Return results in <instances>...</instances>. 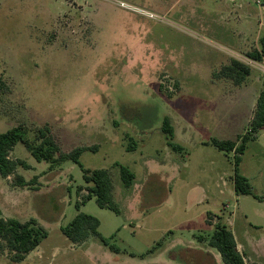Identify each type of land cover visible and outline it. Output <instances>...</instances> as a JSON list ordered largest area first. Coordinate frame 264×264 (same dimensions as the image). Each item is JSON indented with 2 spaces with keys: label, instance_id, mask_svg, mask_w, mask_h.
<instances>
[{
  "label": "rangeland",
  "instance_id": "rangeland-1",
  "mask_svg": "<svg viewBox=\"0 0 264 264\" xmlns=\"http://www.w3.org/2000/svg\"><path fill=\"white\" fill-rule=\"evenodd\" d=\"M260 1L262 6L254 0H0V80L10 88L0 94V133L22 126L34 140L36 129L49 125L66 153L98 147L82 153V167L72 161L51 167L16 146L18 157L36 164L24 176L38 180L29 192L15 194L0 175V209L15 211L22 222L35 219L48 236L22 261L0 238V264H224L208 244L218 224L235 232L247 264H255L248 252L264 264V128L240 165L254 195L223 187L220 178L235 175L233 156L203 144L225 134L219 124L207 123L221 97L212 83L234 88L230 80L214 78L216 64L217 71L233 58L257 66L233 103L237 134L248 124L261 90L257 80L264 82V62L245 56L255 50L248 21L264 20ZM171 101L193 107L202 121L195 140L182 143L183 153L170 151L180 169L168 177L156 168L149 172L147 161L171 164L168 147L175 149L161 131ZM132 140L137 148L128 151ZM120 165L136 176L129 188ZM83 169L111 173L120 213L99 207L96 197L77 208L91 186ZM202 191L209 199L196 205ZM80 212L100 221L99 232L119 253L94 236L73 244L63 235L61 228ZM192 234L207 243L194 244Z\"/></svg>",
  "mask_w": 264,
  "mask_h": 264
},
{
  "label": "trees",
  "instance_id": "trees-1",
  "mask_svg": "<svg viewBox=\"0 0 264 264\" xmlns=\"http://www.w3.org/2000/svg\"><path fill=\"white\" fill-rule=\"evenodd\" d=\"M248 60L263 63L264 62V37L261 39V49H255L246 55ZM251 65L239 59L233 58L230 64L223 66L219 71L214 73L215 79H226L232 81L236 86L242 85L247 77L251 74ZM8 84L0 80V94L9 92ZM264 128V90L260 93L257 100L253 118L249 128L235 140H220L213 138L206 145L215 147L217 150L230 154L235 152L234 156V185L237 195H254L250 181L240 173V165L242 157L245 154L248 144L258 139L260 131ZM162 131L165 134L169 145L175 150H179L174 140V130L169 117H165L163 121ZM18 144H22L32 157L39 163L45 162L51 167L59 166L66 161H72L80 164V158L84 151H97L98 147L86 148L78 147L69 153L62 150L56 141L49 125L38 128L35 131V139L31 140L27 136V131L22 126L9 129L4 133H0V174L4 178L14 176L13 185L16 187H32L35 185V176L31 181H26L24 177L17 174L18 167L30 169L31 167L21 159H11L10 155ZM128 151L135 150L133 140L127 147ZM84 181L90 184L86 199L77 203L80 209L81 204L96 197L99 207L110 209L116 213H120L118 204L114 201V184L111 173L105 169H83ZM121 180L126 188L133 185L135 174L123 165H120ZM100 221L89 214L80 212L74 220L67 226L62 227L63 235L73 244H83L91 236L100 240V242L109 247L115 253H119L120 249L105 238L99 232ZM48 233L39 226L35 219L27 222H20L16 219H0V238L3 239L9 249L15 253L14 260L22 261L26 256L35 250ZM210 247L216 249L222 258L224 264H247L244 255L238 250V245L233 232L226 226L218 224L211 238L208 240Z\"/></svg>",
  "mask_w": 264,
  "mask_h": 264
},
{
  "label": "crops",
  "instance_id": "crops-1",
  "mask_svg": "<svg viewBox=\"0 0 264 264\" xmlns=\"http://www.w3.org/2000/svg\"><path fill=\"white\" fill-rule=\"evenodd\" d=\"M262 16L264 18V14ZM248 22L251 25L250 26V31L248 32V36H250V39L252 40V44L249 47L252 46V48L260 50L261 49V39L264 37V20L263 21H260L259 25H257V24L255 25L251 21H248ZM231 53H234V52H231ZM226 63H228V59H227V62ZM254 63H256V62H254ZM258 64L259 63H257L256 65H258ZM225 65H228V64H225ZM216 67L217 68L215 69L216 70L215 72H217V69L220 68L219 67V64H216ZM254 68H257V66H253L252 67L251 74H252V71H253ZM213 74H210V75H213ZM250 78H251V75L248 76L247 79H246V81L242 85H240V86H236L233 83V87H234L233 89H231L229 86L224 85V84L223 85L222 84L219 85V84H214V83L211 82L213 84L212 85V88H215V90L217 92H219V93H221V91L224 92L222 94H219L218 93V96H221V97L219 99L215 100V104H216V108H217V110H215L216 114H213L211 112L213 115L210 116V118L207 120V123H209L211 125L212 124H219L220 127H221V130L225 133L223 136H219V138H217V139H220V140H235L236 139L234 137H236L238 134H237V131H236L235 119L233 120V117H232V114L234 113V105H233V103H234L235 98H236V92L238 90L237 88L240 87V89H241V87L243 88L244 86H246L247 80H248V86H249V84H250V81H249ZM209 79H210V77H209ZM210 81H211V79H210ZM257 81L261 85V88H260L261 90H260V92H257L256 98L254 100V104L249 108L248 124L245 127L243 133H241L239 135L244 134L246 132V130L249 128L250 122H251V120L253 118V115H254V111H255V108H256L257 100L259 98L260 93L264 90V82H262L261 78H258ZM182 92H183V88L181 89L180 94L176 95L173 99H175L176 97H179ZM171 103L174 104V107L171 110V113L168 116H166V117H169L171 119V123H172L173 130H174V140H173V144H175L176 147L179 150L178 151L172 150V148L169 146V143H167L168 146H169L168 147L169 148L168 149V155H169L170 158H172L171 164H169V162H164V161L158 162V160H154L152 158H150L147 161V166L149 168V172H150V168L151 169L156 168V169H158L156 171H161L162 173L165 172L166 176H168V177H172L174 175L175 176L176 175H179V169H180V167H179L180 164L178 163V160L172 155V153H170V151L183 153L184 150H185V147H183L182 143L187 142V144H188V142H191L192 143L195 140V133L199 131L198 126H199V124L202 121V120L200 121V117H198V113H197V111L193 107H188V106H186V104L184 105V103L183 102H180V101L175 102V103H173L171 101ZM162 127H163V125H162ZM162 127H161V131H162ZM201 130L203 131V128ZM162 133H163V131H162ZM164 136H165V134H164ZM211 139H213V138H211ZM174 141H176V143H174ZM207 142L208 141L203 142V144H205ZM208 146H210V145H208ZM135 148H137V144H135ZM220 152H222V151H220ZM227 156H228L229 159H230L231 156H233L232 158H233V161H234L235 152H231ZM10 157H11V159H14V160L15 159H21L16 154V147L12 151ZM21 160H23V159H21ZM183 161H186V160H183ZM42 163H45V162H42ZM27 164L31 167V169H27L26 170V169H24L22 167H18L17 174L18 175H21L22 177H24V179L26 181H31V180H29V178H26L24 176V172L25 171L33 172L35 170V168H36V164L35 163H32V161L30 160V156H29V160H28V163ZM186 165L187 164L185 162H183V164L181 165V169L182 168H186ZM34 175H38V174H34ZM234 176L230 180H227V178L224 179L223 177L220 178V180L222 182V186L225 187V186H229V184L230 185L232 184L234 186V191H235ZM244 177H246V176H244ZM41 178L42 177L39 178V182H41ZM5 179L10 184V187L9 188H10V191L12 193L17 194V192H19V191H23V192L26 193V192H29V190H30L29 187H16V186H14L13 185L14 176H10V177L5 178ZM135 179H136V176H135ZM230 181H231V183H230ZM134 182H135V180H134ZM235 194H236V192H235ZM195 199H197L196 200L197 201L196 205H204L205 203H207V201L209 199V196H208V193L202 191V194H200ZM81 205H83V204H81ZM81 205H80V207H81ZM0 214H1L0 217H2L1 219H16V220H19L20 222H22L18 218L19 216L17 215V213L15 211L9 210L7 212L6 210L5 211H2L0 209ZM209 214H212V213L209 212L206 215V218L208 217ZM232 232H233V234L235 233L234 231H232ZM193 236L194 235L192 234V237ZM234 236L236 238L237 245L240 246V242L238 241V238H237L236 234H234ZM192 239H193L194 244L201 245L200 243H207V240H206L207 238H204V239L199 240L198 238L193 237ZM197 239L199 240V243L196 242ZM248 251H249V249H248ZM251 253L248 252V259L252 263L262 264V263L258 262L257 261V258H255L256 256L254 254H251Z\"/></svg>",
  "mask_w": 264,
  "mask_h": 264
},
{
  "label": "built area",
  "instance_id": "built-area-1",
  "mask_svg": "<svg viewBox=\"0 0 264 264\" xmlns=\"http://www.w3.org/2000/svg\"><path fill=\"white\" fill-rule=\"evenodd\" d=\"M231 1H234V0H231ZM256 2V4L262 6L263 3L262 1L260 0H254ZM119 7L120 8H123V9H127V10H130V11H133V12H136L138 14H141L145 17H148L150 19H154L156 15H154L153 13H150V12H147L145 10H142V9H139V8H136V7H133V6H130L129 4H126L124 2H119Z\"/></svg>",
  "mask_w": 264,
  "mask_h": 264
}]
</instances>
